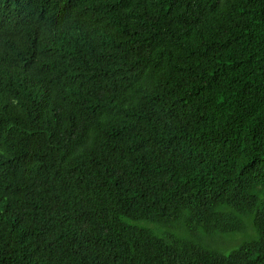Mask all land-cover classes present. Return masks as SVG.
Returning <instances> with one entry per match:
<instances>
[{"label":"trees","instance_id":"1","mask_svg":"<svg viewBox=\"0 0 264 264\" xmlns=\"http://www.w3.org/2000/svg\"><path fill=\"white\" fill-rule=\"evenodd\" d=\"M0 264H264V0H0Z\"/></svg>","mask_w":264,"mask_h":264},{"label":"rangeland","instance_id":"2","mask_svg":"<svg viewBox=\"0 0 264 264\" xmlns=\"http://www.w3.org/2000/svg\"><path fill=\"white\" fill-rule=\"evenodd\" d=\"M248 232L246 234L233 235H217V236H207L203 231L199 230L195 235H189L183 228L180 229H165L164 232L171 231L176 232L178 235L186 238H192L196 240L201 246L208 248L210 250H215L218 252L228 253L231 249L236 248L239 244L249 241L253 236L252 229L248 226Z\"/></svg>","mask_w":264,"mask_h":264}]
</instances>
